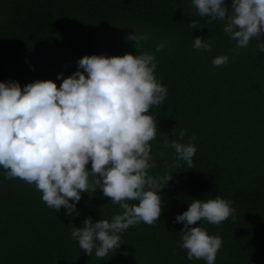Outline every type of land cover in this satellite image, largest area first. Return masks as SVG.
<instances>
[{"label": "trees", "instance_id": "1", "mask_svg": "<svg viewBox=\"0 0 264 264\" xmlns=\"http://www.w3.org/2000/svg\"><path fill=\"white\" fill-rule=\"evenodd\" d=\"M191 21L200 29L189 28ZM132 27L151 33L144 51L167 41L155 70L167 95L150 108L157 138L149 171L172 175L159 191L160 217L124 230L115 252L87 255L69 238L71 228L85 217L110 220L121 211L117 204L89 191L76 204L78 215H65L63 207H46L34 185L4 180L0 170V264H206L177 249L183 225L173 220L192 199L217 195L232 202L233 215L219 225H192L222 238L214 264H264V54L254 40L238 48L222 22L200 17L191 0H0V82L23 88L53 80L59 87L57 74L71 75L85 55H135V42L125 39ZM197 36L211 38V51L192 47ZM218 55L229 60L213 67ZM193 134L192 167L173 166L175 153L163 140L186 144Z\"/></svg>", "mask_w": 264, "mask_h": 264}, {"label": "clouds", "instance_id": "2", "mask_svg": "<svg viewBox=\"0 0 264 264\" xmlns=\"http://www.w3.org/2000/svg\"><path fill=\"white\" fill-rule=\"evenodd\" d=\"M200 17L222 22V30L238 48L254 40L257 55L264 54V0H191ZM189 28L200 29L195 21ZM125 39L135 42L136 54L85 55L76 70L60 80H35L21 85L0 82V170L3 179L18 178L41 193L45 206L62 207L65 215H78L82 193L99 190L121 211L110 220L85 217L72 227L69 238L87 255L103 258L120 247L121 233L138 223L154 225L162 212L159 191L172 175H153L155 167L150 142L157 138V124L150 108L161 105L167 87L155 76L156 55L167 41L144 51L151 33L135 27ZM194 49L211 51V38L192 39ZM227 55L212 58L213 67L226 64ZM180 136H184L181 130ZM192 135L186 144L163 140L175 153L173 166L192 167L196 148ZM90 164V170L87 165ZM232 202L217 195L192 199L187 209L174 217L180 223L177 249L188 261L214 264L222 238L209 235L197 222L219 225L233 215ZM192 226V227H190Z\"/></svg>", "mask_w": 264, "mask_h": 264}]
</instances>
